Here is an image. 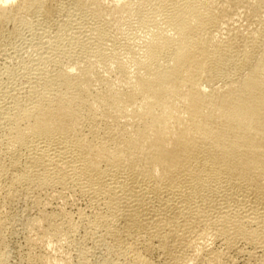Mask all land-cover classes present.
Here are the masks:
<instances>
[{
	"label": "bare ground",
	"instance_id": "obj_1",
	"mask_svg": "<svg viewBox=\"0 0 264 264\" xmlns=\"http://www.w3.org/2000/svg\"><path fill=\"white\" fill-rule=\"evenodd\" d=\"M241 245L264 264V0H0V264Z\"/></svg>",
	"mask_w": 264,
	"mask_h": 264
},
{
	"label": "rangeland",
	"instance_id": "obj_2",
	"mask_svg": "<svg viewBox=\"0 0 264 264\" xmlns=\"http://www.w3.org/2000/svg\"><path fill=\"white\" fill-rule=\"evenodd\" d=\"M80 208V209H84L85 208V202H83V201H79L78 203H77V205H76V207H74V209H76V208ZM73 214H76V213H73ZM17 222V221H16ZM19 222V223H18ZM17 223L20 225V221H18ZM22 232V231H21ZM20 231L19 232H16V233H12L11 231L10 232H8L6 235H7V242H8V247H7V250L9 251V254L12 256V257H16V252L18 251V250H20V246L23 244V235H22V233H21ZM12 233V234H11ZM8 235H9V237H8ZM14 235V236H13ZM9 238V239H8ZM22 239V240H21ZM88 244H87V247H94V243H93V241H91V240H89L88 242H87ZM17 246H19V247H17ZM242 246V248H243V250H241V251H243L242 253H241V251H238V253H236L237 252V250L233 253L232 252V255H231V262H230V264H243V261L246 259V254H245V248L246 247H244L243 245H241ZM15 247V248H14ZM225 247H224V245L222 244V246L221 245H219V248L218 249H220V250H222V249H224ZM245 256H244V255ZM242 256V257H241Z\"/></svg>",
	"mask_w": 264,
	"mask_h": 264
}]
</instances>
